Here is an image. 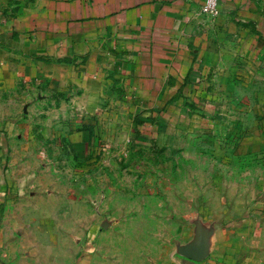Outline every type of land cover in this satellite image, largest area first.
I'll return each instance as SVG.
<instances>
[{
	"label": "rangeland",
	"instance_id": "rangeland-1",
	"mask_svg": "<svg viewBox=\"0 0 264 264\" xmlns=\"http://www.w3.org/2000/svg\"><path fill=\"white\" fill-rule=\"evenodd\" d=\"M218 56L190 114L0 67V264H264V71Z\"/></svg>",
	"mask_w": 264,
	"mask_h": 264
},
{
	"label": "crops",
	"instance_id": "crops-1",
	"mask_svg": "<svg viewBox=\"0 0 264 264\" xmlns=\"http://www.w3.org/2000/svg\"><path fill=\"white\" fill-rule=\"evenodd\" d=\"M203 2L0 0V67L66 87L123 79L129 92L190 114L219 53L264 71V0H219L217 18L200 13Z\"/></svg>",
	"mask_w": 264,
	"mask_h": 264
},
{
	"label": "water",
	"instance_id": "water-1",
	"mask_svg": "<svg viewBox=\"0 0 264 264\" xmlns=\"http://www.w3.org/2000/svg\"><path fill=\"white\" fill-rule=\"evenodd\" d=\"M206 239L202 231L197 232L190 244L180 248V255L196 262L202 261L207 255Z\"/></svg>",
	"mask_w": 264,
	"mask_h": 264
},
{
	"label": "built area",
	"instance_id": "built-area-1",
	"mask_svg": "<svg viewBox=\"0 0 264 264\" xmlns=\"http://www.w3.org/2000/svg\"><path fill=\"white\" fill-rule=\"evenodd\" d=\"M219 12V0H204L200 8V13L205 17L217 18Z\"/></svg>",
	"mask_w": 264,
	"mask_h": 264
}]
</instances>
